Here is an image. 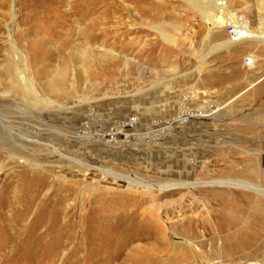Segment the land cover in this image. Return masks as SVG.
I'll return each instance as SVG.
<instances>
[{
  "label": "rangeland",
  "instance_id": "374dc122",
  "mask_svg": "<svg viewBox=\"0 0 264 264\" xmlns=\"http://www.w3.org/2000/svg\"><path fill=\"white\" fill-rule=\"evenodd\" d=\"M109 7L98 41L87 44L81 32L90 21L78 24L45 0H0V131L9 135L3 127L9 125L17 142L16 151L0 148V189L21 167L33 179L25 187L50 170L46 193L77 187V200L68 204L78 203V222L95 197L96 204L124 202L113 207L126 209L136 203L163 229L196 219L198 238L214 240L219 227L222 235L254 238L231 256L220 254L222 241L216 248L208 243V251L216 249L210 264H264V195L255 189L264 190V0H110ZM230 15L256 38L231 43ZM246 58L254 65L247 67ZM35 94L54 104L39 105ZM189 109L221 110L211 119L177 122ZM126 120L133 123L122 136L105 138ZM58 151L82 164L69 165ZM129 179L206 185L169 193ZM10 231L0 232V246ZM155 241L138 238L129 249ZM165 259L161 264H169ZM86 261L69 246L57 264Z\"/></svg>",
  "mask_w": 264,
  "mask_h": 264
},
{
  "label": "bare ground",
  "instance_id": "6f19581e",
  "mask_svg": "<svg viewBox=\"0 0 264 264\" xmlns=\"http://www.w3.org/2000/svg\"><path fill=\"white\" fill-rule=\"evenodd\" d=\"M45 1L50 5L51 10L58 11L60 15L75 16L78 24L90 21L89 28H86L82 32L79 31L84 40L83 43L85 42L87 44H93L98 41L99 36L95 35V31L99 26L98 22L105 20L107 23L110 14L112 15L113 13L112 7H109L108 10L105 9L107 2L110 0ZM186 1L189 3L192 2V0ZM222 5L224 6V4ZM101 9L103 11L98 15ZM230 18L233 22L235 21L234 16L232 17L230 15ZM227 22L229 23L228 20ZM261 35L260 39H264V31ZM250 38L256 37L250 33ZM230 42L234 44L238 43L231 40ZM26 92H28V89ZM35 100H38L39 105L42 106H52L54 104L39 98L37 94H35ZM220 110L215 111L212 109L211 111L200 112L199 109H189L188 111H180L181 118L177 122L186 124L196 118L200 120L211 119ZM8 126L6 124L3 125L5 131L10 132H8L9 135L0 131V148L16 151L17 142L12 133L13 129ZM6 127L10 128V130ZM9 136L11 137L10 139H8ZM22 136L16 134V137L24 138ZM24 143H19L21 148L27 146V142ZM57 155L67 160L69 165L75 166L82 164L77 159H71L59 151ZM88 165L91 167V170L94 169L93 165ZM99 171L116 175L108 170L99 169ZM28 172L21 167L18 171L7 175L9 177L2 183L3 186L1 185L0 232H5L10 230V228L11 231L9 234L6 232V237L0 246V264H57L58 260L61 259L64 249L69 246L73 255H85L87 257L86 264H161L160 259L163 257H166L165 261L169 264H188V262H193L190 260L197 259L201 260L202 264H210V255L216 250L214 249L213 252L212 250H207L208 243L210 242V247L216 248V241H222V246H219L220 254H230V256L232 253L237 254L248 250V247L253 243L254 238L252 237L247 239L244 237L240 238L238 235H236L238 237H235V234L232 232V234L222 235V227L217 228L218 235L214 240H205V237L203 239L198 238L195 233L196 219L185 220L179 228H175L173 225L172 227L169 226L163 229L162 224L158 223L154 214H148L145 210L140 214L138 212L139 206L136 203L129 206L128 209L124 207H113L124 202H112V204L103 203L99 205L96 204V197L90 200L88 204H84L83 213L78 222L76 220L77 210L79 209L78 203L75 202L73 205L68 204V201H73V198L77 200V187L75 189V185L61 184L62 186L56 185L54 187L55 190L50 194L46 193L49 192L46 189L49 186L50 177L54 172L45 169H42L36 175L37 183L35 185L25 187V183L33 180L31 179L32 177L26 175ZM16 177H19V179L13 182L12 180ZM33 178L35 179L34 176ZM129 180L132 181L133 179ZM58 181L60 180L58 179ZM135 181L133 180L134 183H136ZM7 182H11L9 184L13 186H11L12 188L8 190L6 195H1V191L5 190L6 187L8 188ZM139 183H142L143 185L140 186L146 187L147 189L154 187H158L157 189H159L160 187L163 191L169 193L174 191L176 187L181 188L186 186L187 190L191 191L199 185H206L200 183H183L181 185L164 184L161 187L144 181L136 184ZM237 183L238 185H248L243 182ZM237 183L233 182L232 186H238ZM210 184L226 185V183L221 182H211ZM255 189L264 195V190ZM176 190L180 189L177 188ZM154 211L155 209H153V213ZM214 219V224H217L216 221L219 218L215 217ZM76 223H78L77 226ZM78 230H80L79 233ZM240 235H243V233ZM138 238L142 240L153 239L156 240V243L145 248L129 249L130 244ZM123 257L125 258L122 259ZM216 263L224 264L223 261Z\"/></svg>",
  "mask_w": 264,
  "mask_h": 264
},
{
  "label": "built area",
  "instance_id": "2783aa9c",
  "mask_svg": "<svg viewBox=\"0 0 264 264\" xmlns=\"http://www.w3.org/2000/svg\"><path fill=\"white\" fill-rule=\"evenodd\" d=\"M236 21L228 23L226 26V32L229 39L234 42L250 40V30L248 24H246L243 19H239L237 22ZM245 64L247 67H250L251 65H254V61L252 58H246ZM131 123H133V120L118 122L114 128H112L113 132L111 135L107 134L105 138L109 137L114 139L117 134L122 136L123 132L130 127Z\"/></svg>",
  "mask_w": 264,
  "mask_h": 264
}]
</instances>
